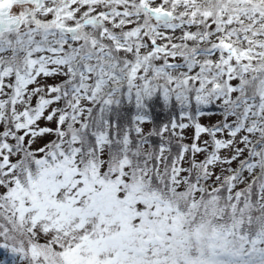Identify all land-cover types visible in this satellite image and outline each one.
<instances>
[{"label": "snow or ice", "instance_id": "1", "mask_svg": "<svg viewBox=\"0 0 264 264\" xmlns=\"http://www.w3.org/2000/svg\"><path fill=\"white\" fill-rule=\"evenodd\" d=\"M0 249L264 264V0H0Z\"/></svg>", "mask_w": 264, "mask_h": 264}, {"label": "rangeland", "instance_id": "2", "mask_svg": "<svg viewBox=\"0 0 264 264\" xmlns=\"http://www.w3.org/2000/svg\"><path fill=\"white\" fill-rule=\"evenodd\" d=\"M5 260L8 261V264H12V261L10 259V254L6 253L3 249H0V261H5Z\"/></svg>", "mask_w": 264, "mask_h": 264}]
</instances>
